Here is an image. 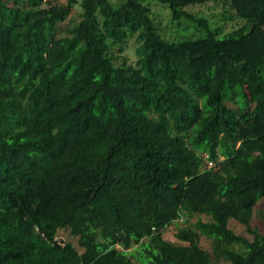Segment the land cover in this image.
I'll list each match as a JSON object with an SVG mask.
<instances>
[{"label":"trees","instance_id":"16d2710c","mask_svg":"<svg viewBox=\"0 0 264 264\" xmlns=\"http://www.w3.org/2000/svg\"><path fill=\"white\" fill-rule=\"evenodd\" d=\"M211 1L0 0V264H264V0Z\"/></svg>","mask_w":264,"mask_h":264},{"label":"rangeland","instance_id":"374dc122","mask_svg":"<svg viewBox=\"0 0 264 264\" xmlns=\"http://www.w3.org/2000/svg\"><path fill=\"white\" fill-rule=\"evenodd\" d=\"M56 3L60 4H66L67 0H53ZM114 2L118 0H112ZM231 0H213L209 3H207L204 6H196L193 8H189V11L191 12H202L207 17L217 18L218 24L222 27V31L220 36L223 38L231 37L233 33L238 30L240 27L244 25V21L237 18L234 9L232 8L230 4ZM153 10L156 12V14L162 18V27H168L170 22V13L167 9L162 8L160 6H154ZM81 13V8L79 6H76L73 9L72 14L69 16L67 21L63 24V26H68L70 24H76L78 22L79 14ZM172 30L171 26L169 30L166 31V34H169ZM135 49H136V42L135 40H131L129 43V48L125 51L124 56L127 57L130 62L136 61V55H135ZM262 201V200H261ZM264 213V203L259 202L257 207L255 208V214L254 218L251 222V226L255 229L258 228L263 234H264V215L261 213ZM202 219L204 221H207L208 218L205 216H202ZM198 220V217L195 216L191 219V223H195ZM183 220H179L176 223L172 224L167 231L164 234V239L172 242H179L176 238V233L178 232V228L182 227ZM230 227L237 233L241 234L245 237H247L249 240H252L253 237L250 233H248L247 229L235 222L232 221L230 223ZM59 237L62 239H65L67 242H71L76 248H78L80 251V247L78 245V240L76 238H73L68 232L66 231H60ZM200 246L211 252V242L210 240L206 239L205 237L201 238ZM136 247V245L132 246V249ZM118 249H122L120 247H117ZM213 264H229L227 261H225L223 258L216 259L213 257Z\"/></svg>","mask_w":264,"mask_h":264}]
</instances>
